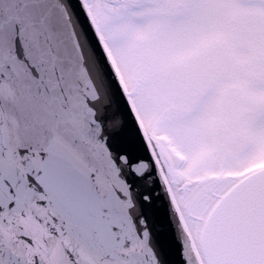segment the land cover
Here are the masks:
<instances>
[{"label": "snow or ice", "instance_id": "snow-or-ice-1", "mask_svg": "<svg viewBox=\"0 0 264 264\" xmlns=\"http://www.w3.org/2000/svg\"><path fill=\"white\" fill-rule=\"evenodd\" d=\"M0 264H264V0H0Z\"/></svg>", "mask_w": 264, "mask_h": 264}]
</instances>
